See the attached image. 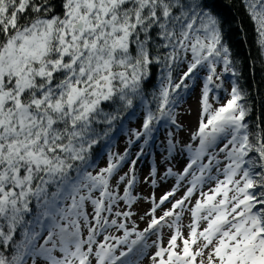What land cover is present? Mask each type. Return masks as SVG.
<instances>
[{
    "label": "snow or ice",
    "instance_id": "1",
    "mask_svg": "<svg viewBox=\"0 0 264 264\" xmlns=\"http://www.w3.org/2000/svg\"><path fill=\"white\" fill-rule=\"evenodd\" d=\"M239 2L252 64L214 0H0V264H264Z\"/></svg>",
    "mask_w": 264,
    "mask_h": 264
},
{
    "label": "trees",
    "instance_id": "2",
    "mask_svg": "<svg viewBox=\"0 0 264 264\" xmlns=\"http://www.w3.org/2000/svg\"><path fill=\"white\" fill-rule=\"evenodd\" d=\"M216 10L223 17L226 22V30L228 31V38L234 51L238 52L242 59L247 60L249 64L253 61L249 57L256 56V48L254 46V31L251 23L244 16L239 0H214ZM240 29H243L241 31ZM246 33V39H245ZM247 76L246 83L250 85L252 90H255L261 85H264V80H261V72L259 64L256 63L255 68L245 73ZM264 90V89H262ZM259 114V105L257 106ZM123 144V139L117 145V150H120ZM103 163H101V166Z\"/></svg>",
    "mask_w": 264,
    "mask_h": 264
},
{
    "label": "rangeland",
    "instance_id": "3",
    "mask_svg": "<svg viewBox=\"0 0 264 264\" xmlns=\"http://www.w3.org/2000/svg\"><path fill=\"white\" fill-rule=\"evenodd\" d=\"M185 108L191 107L192 109V115L191 116H184L183 117V123L187 126V125H191L192 123H194L195 120V113H196V102H195V97H193L192 99H190L188 101V103L186 105H184ZM182 138L187 139V133H182ZM122 147L120 148V150H122L123 148V144L121 145ZM103 166V165H102ZM144 172H147V167H144ZM165 189L162 188L157 192V196L161 195L163 193ZM147 191V190H145ZM146 205H141L140 210H143V208H146ZM143 227V225H141Z\"/></svg>",
    "mask_w": 264,
    "mask_h": 264
}]
</instances>
